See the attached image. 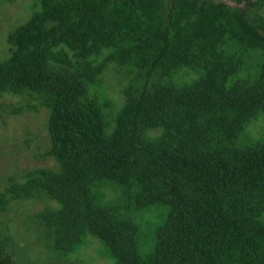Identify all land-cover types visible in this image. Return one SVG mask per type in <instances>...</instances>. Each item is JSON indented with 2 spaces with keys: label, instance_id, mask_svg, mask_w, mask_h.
<instances>
[{
  "label": "trees",
  "instance_id": "1",
  "mask_svg": "<svg viewBox=\"0 0 264 264\" xmlns=\"http://www.w3.org/2000/svg\"><path fill=\"white\" fill-rule=\"evenodd\" d=\"M244 1H24L0 109L47 110L57 167L0 191V214L47 200L27 250L0 230V264H91L93 239L106 264H264V0Z\"/></svg>",
  "mask_w": 264,
  "mask_h": 264
},
{
  "label": "rangeland",
  "instance_id": "2",
  "mask_svg": "<svg viewBox=\"0 0 264 264\" xmlns=\"http://www.w3.org/2000/svg\"><path fill=\"white\" fill-rule=\"evenodd\" d=\"M24 1L28 0H0V59L6 58L8 53V34L28 18V16H25V13H21H23L24 7L29 12L32 4ZM226 1L232 5H239L241 7H245L246 5L245 1L242 3H239L238 0ZM105 73L106 80L104 86L109 96L118 104L122 103L124 96L120 88L127 82V73L113 70V66L108 67ZM20 99L15 95L0 94V103H8L10 106L17 104ZM47 116L48 112L46 109H42L38 113L26 111L20 114L0 109V191L4 189L6 184H9V176L11 175L16 176L18 180H22L23 175L35 167H57L52 157L41 156L50 146V139L46 128ZM262 126H264V118L263 122L256 124L255 129L258 130ZM26 136L30 137V143L25 141ZM46 201L45 199L30 200L26 203L27 207L23 205V201L13 202L9 211L0 214V230L8 231L15 239L16 236L22 238L19 241L20 245L16 246L18 250H27L28 246L39 237V234L33 235L32 226L29 225L33 224V219L26 213L30 214L42 209L46 205ZM48 203L53 204L54 202L49 201ZM7 221L8 228L5 227V224H2ZM98 245L99 241L93 239L90 247L84 250L82 257H91V264H106L107 258L101 255L98 256L96 253ZM43 249L37 246L30 253L24 252V262L26 264H35L32 257L37 256L38 250L43 251ZM28 256L31 257V260L28 259ZM55 261L56 264H63L58 259Z\"/></svg>",
  "mask_w": 264,
  "mask_h": 264
}]
</instances>
